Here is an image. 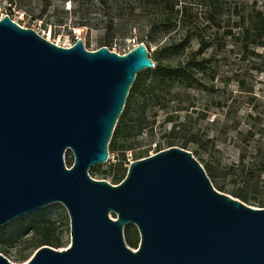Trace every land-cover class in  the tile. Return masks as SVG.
<instances>
[{
    "label": "water",
    "instance_id": "water-1",
    "mask_svg": "<svg viewBox=\"0 0 264 264\" xmlns=\"http://www.w3.org/2000/svg\"><path fill=\"white\" fill-rule=\"evenodd\" d=\"M154 68L145 43L125 55L81 39L64 48L0 20V227L56 203L71 225L67 249L42 246L25 264H264V208L216 190L191 152L132 161L119 185L90 176L137 75Z\"/></svg>",
    "mask_w": 264,
    "mask_h": 264
},
{
    "label": "rangeland",
    "instance_id": "rangeland-1",
    "mask_svg": "<svg viewBox=\"0 0 264 264\" xmlns=\"http://www.w3.org/2000/svg\"><path fill=\"white\" fill-rule=\"evenodd\" d=\"M221 1L225 7L223 20H227L229 13L233 16L230 18L231 26L234 20H238L235 7L246 12H264V0ZM34 5L38 3L35 1ZM0 6L6 8L12 19L21 26L35 30L61 47L68 48L82 39L85 48L94 51L105 42L103 31L89 30L88 27L83 38V29L74 27L70 16L66 19L67 24H55V7L43 20L31 24L23 10H17L15 6L9 10L7 0H0ZM70 7L68 2L66 9ZM43 22H47V26ZM136 32L135 28L130 35L118 33L108 48L120 55L127 54L138 45ZM207 37L214 39L212 46L203 54L208 62L196 74L191 87L176 80H167L153 87V69L141 72L146 87L133 100L131 130L125 133L120 142L131 148L127 152L129 164L137 157L146 158L168 149L169 142L173 143L172 147L179 148L187 144L183 149L191 152L203 167L209 164L215 170L218 182H224L228 191L247 192L251 198L250 206L261 208L258 202L264 199V174L247 187L242 180L240 161L242 156L251 160L258 153V158L264 161V48L250 47L249 51L256 53L251 55L245 51L238 36L227 37L223 29L218 37L215 29H209ZM199 49L198 41L193 40L185 52H167L162 58L165 63H184L190 56L199 55ZM150 50L152 59L159 56L156 45H150ZM121 118L122 115L118 123ZM119 158L118 153L109 151L108 162L96 166V174L90 176L112 184L109 173L115 170ZM69 161L71 165L74 163L71 151L65 157L67 168L71 167ZM104 171L108 174H104ZM40 211H44L42 217L37 216L39 211L26 214L4 226L7 228L0 232V254L13 264L27 263L38 249L33 245L40 235L27 229L35 219L42 225L54 227L56 234L62 237L63 246L53 248L63 250L70 246V218L64 205L56 203Z\"/></svg>",
    "mask_w": 264,
    "mask_h": 264
},
{
    "label": "trees",
    "instance_id": "trees-1",
    "mask_svg": "<svg viewBox=\"0 0 264 264\" xmlns=\"http://www.w3.org/2000/svg\"><path fill=\"white\" fill-rule=\"evenodd\" d=\"M10 4L9 10L15 6L17 10H23L31 24L43 20L46 14L55 7V24L65 25L67 17L74 27L83 29V38L88 27L89 30L96 29L104 32V44L109 47L118 33L130 35L136 28V41L138 44L145 43L150 55V45L157 46L158 57L152 59L155 68L152 86L158 87L167 80H176L185 83L189 87L193 85L196 74L202 71L206 65L207 58L203 56L213 43V38L207 37L209 29H215V35L223 29L227 37H239L245 51L255 55V51H249L250 47L264 48V12L237 11L238 20L230 25L229 13L227 20H223L225 7L221 0H7ZM38 5H34V2ZM71 4L66 9L67 3ZM60 3L59 5H56ZM230 9V8H229ZM47 26V22H43ZM239 31V32H236ZM199 43V55L190 56L184 63H165L162 56L164 53H183L192 45V41ZM146 87V80L137 75L136 81L130 89L129 99L126 108L122 113V118L114 131L109 145L110 152L118 153L115 170L109 174L112 176V184L119 185L126 177L128 167L127 152L131 148L124 146L120 139L127 131L131 130L132 121L131 110L133 100L142 93ZM252 136L253 133L249 132ZM174 146L169 142V148ZM183 144L182 148H186ZM257 155H260L259 153ZM255 156L247 160L242 156L240 165L242 167L241 176L244 184L248 187L255 178H260L264 174V161ZM145 156L135 158L143 159ZM260 161V162H259ZM202 163V162H201ZM68 164L70 166L71 162ZM207 176L213 186L219 192L228 194L250 205L251 198L243 190L228 191L224 182H218V176L209 164L204 165ZM90 175L96 174V167L90 170ZM104 174H108L104 171ZM264 208V199L258 202ZM44 211L37 212V216L42 217ZM115 217V216H114ZM7 227H0V232H4ZM38 232L39 240L33 246H51L61 248L63 246L62 237L56 234V229L48 224H40L38 220H32L27 228ZM27 230V231H28ZM124 237L127 245L132 249H137L140 243L139 231L134 225H127L124 228Z\"/></svg>",
    "mask_w": 264,
    "mask_h": 264
},
{
    "label": "built area",
    "instance_id": "built-area-1",
    "mask_svg": "<svg viewBox=\"0 0 264 264\" xmlns=\"http://www.w3.org/2000/svg\"><path fill=\"white\" fill-rule=\"evenodd\" d=\"M5 16H9L11 19H12V17L9 15V13H8V11H7V9L6 8H2V6H0V20L2 19V18H4ZM13 20V19H12ZM14 22H16L15 20H13ZM17 23V22H16ZM19 24V23H18ZM20 25V24H19ZM21 26V25H20ZM21 27H23V26H21Z\"/></svg>",
    "mask_w": 264,
    "mask_h": 264
},
{
    "label": "bare ground",
    "instance_id": "bare-ground-1",
    "mask_svg": "<svg viewBox=\"0 0 264 264\" xmlns=\"http://www.w3.org/2000/svg\"><path fill=\"white\" fill-rule=\"evenodd\" d=\"M24 28V27H23ZM82 40V39H81Z\"/></svg>",
    "mask_w": 264,
    "mask_h": 264
}]
</instances>
